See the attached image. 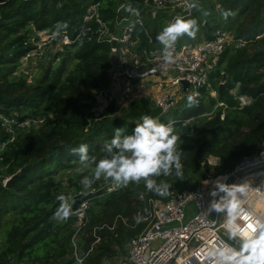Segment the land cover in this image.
I'll return each mask as SVG.
<instances>
[{
  "label": "trees",
  "instance_id": "16d2710c",
  "mask_svg": "<svg viewBox=\"0 0 264 264\" xmlns=\"http://www.w3.org/2000/svg\"><path fill=\"white\" fill-rule=\"evenodd\" d=\"M123 1L8 0L0 5V264H78L74 234H78V253L85 256L95 240L94 228L106 224L97 231L100 242L84 259V264H103L119 249L125 250L128 240L146 227L150 198L167 200L174 191L196 189L212 168L207 161L211 155L220 158L217 168L223 173L263 147L264 0H193L199 7L192 18L206 31V38L223 27L235 41L211 74L217 97L206 91L191 107L188 96L178 109L165 114L149 97L137 98L120 112L115 101L104 106L102 93L111 84L115 56L113 46L93 33L66 46L51 62L39 64L36 73L18 71L20 59L29 50L26 41L35 30L45 31L61 23L75 37L92 2H100L101 18L113 27ZM140 4V0H130V6ZM217 4L218 9L232 13L227 20ZM138 31L142 33L143 28ZM220 81L225 82L222 91ZM237 82H241V92L254 97L243 109L236 107L230 93ZM219 101L229 107L217 106ZM146 114L171 122L178 137L182 176L173 170L170 176L155 177L158 183L170 185L169 194L149 191L143 182L130 183L90 200L85 231H80L74 212L67 220L55 219L60 205L57 196L85 191L83 174H68V185L58 178L62 171L84 167L73 149L86 144L90 158L99 161L109 155L104 145L111 141L114 129L126 128L131 133ZM3 117L41 122L9 128ZM93 167H87L88 177ZM17 172L14 185L7 188L6 179ZM117 216L115 228L107 227Z\"/></svg>",
  "mask_w": 264,
  "mask_h": 264
},
{
  "label": "built area",
  "instance_id": "2783aa9c",
  "mask_svg": "<svg viewBox=\"0 0 264 264\" xmlns=\"http://www.w3.org/2000/svg\"><path fill=\"white\" fill-rule=\"evenodd\" d=\"M140 1V5L131 6L139 11L140 15L137 17L127 10L130 0H124L117 8L120 10L117 11L113 27L101 18L100 2H92L86 8L83 27L77 31L75 37H72L61 23H56L45 31L35 30L26 41L29 50L20 59V66L24 63H28L29 66L34 61L48 63L59 52L64 51L66 46L93 33L97 35L99 41L108 42L112 46L116 39V46L112 47L115 62L111 70V84L102 93V97L105 98L104 106L115 101L117 109H124L138 97H149L161 109V113L165 114L178 109L184 98L189 95L202 98L204 92L208 91L217 97L218 92L211 88V74L218 66L226 48L235 41L234 36L223 27H217L213 30L211 38L203 36L199 42L176 43L173 60L168 62L163 56V46L147 28L146 19H165L166 25L177 16L190 19L195 8H190L189 4L194 2ZM138 28H143L142 33ZM162 30L163 28L159 32ZM144 40L147 41L146 44L143 43ZM183 80L189 82L187 92L183 88ZM224 83L220 81V85ZM133 93L138 97L132 98ZM230 93L238 109H243L254 102L252 95L241 92V82H237ZM217 106H222L224 110L229 107L224 101H219ZM3 120L9 128L14 124L30 126L41 122V119L18 122L15 117H3ZM207 161L212 167H218L220 164V158L214 155L209 156ZM263 170L264 141L262 149L244 156L231 171L223 173L219 172V169L215 173L209 171L196 189L174 191L167 200L150 198V211L144 218L147 222L146 227L128 240L126 254L118 264H212V259L208 257L210 248L225 239L220 218L216 213L209 215L207 212L213 199L210 193L214 182L218 178L226 177L225 182L229 184L243 183L246 177ZM250 185L249 192L244 198V214L249 218L264 219V191L257 194V189L264 187V181L259 183L250 181ZM123 187L125 186L116 187L111 181L100 179L91 189L71 193L68 197L73 201L81 192L104 189L106 193H112ZM192 203L196 207V212L187 218L188 207ZM89 208L90 200H86L73 211L77 215L78 225L81 226L80 231H85L89 223L87 213ZM119 217L117 216L113 225L107 227L114 229ZM104 226L106 224L94 228L95 240L87 254L100 242L101 235L97 231ZM77 236L75 233L72 238L75 258L78 264H84L87 254L79 255ZM158 239L162 240V243L155 248L153 242Z\"/></svg>",
  "mask_w": 264,
  "mask_h": 264
},
{
  "label": "clouds",
  "instance_id": "9594fccd",
  "mask_svg": "<svg viewBox=\"0 0 264 264\" xmlns=\"http://www.w3.org/2000/svg\"><path fill=\"white\" fill-rule=\"evenodd\" d=\"M189 7L199 6L191 3ZM127 10L137 17L140 15L131 6ZM218 11L225 20L232 14L229 10ZM204 15L208 13L205 11ZM198 30L196 19L175 17L156 37L163 46L164 59L171 62L177 41L184 36L194 39ZM187 100L190 107L198 103L192 95ZM177 140L171 122L164 123L146 114L131 133L126 128L114 129L111 141L104 145L109 155L99 161L95 157L90 158L86 144L73 149L79 155L82 166L94 165L91 177H85L81 184L84 190H89L100 179L111 181L116 187L143 182L147 190L166 196L170 185L164 181L158 183L155 177L170 176L173 170L177 176H182L183 165ZM226 179L218 178L214 182L210 193L213 199L207 208L209 215L216 213L220 218L225 239L212 245L208 257L212 259V264H264V219L249 218L243 209L250 182L229 184L225 182ZM57 199L60 205L54 218L67 220L73 215L71 199L63 194L57 196Z\"/></svg>",
  "mask_w": 264,
  "mask_h": 264
},
{
  "label": "rangeland",
  "instance_id": "374dc122",
  "mask_svg": "<svg viewBox=\"0 0 264 264\" xmlns=\"http://www.w3.org/2000/svg\"><path fill=\"white\" fill-rule=\"evenodd\" d=\"M216 8L218 10V8H220V4H217ZM208 12H210V11H208ZM190 19H193V18H190ZM216 20H218V18L215 19V20H212L213 25L216 23ZM146 26L150 30L151 35L156 39L159 31L166 26V21H165V19L153 20V19L147 18L146 19ZM198 29L199 30H198V32L196 34V37L194 39L193 38H189L187 36H184V37L180 38L177 41V43L199 42L200 40L203 39V35H205L206 31L203 28H201L199 25H198ZM231 35L233 36L232 33H231ZM51 60H53V59H51ZM51 60L49 62H51ZM41 62H43V61H34V62H31V64H29V66H28V63H24V65L19 67L18 71L24 70L26 73H28V72L36 73L37 72V68L39 67V64H41ZM42 64L45 65L46 62L42 63ZM148 87H150V86H148ZM133 95H134V93H133ZM137 97H138L137 95H134L132 98H137ZM138 98H140V97H138ZM135 100L136 99H134L133 101H135ZM131 103L129 104V106L131 105ZM129 106L127 108H129ZM127 108H124V109H127ZM124 109H118L119 111H117V112H120V111H122ZM85 171L87 172V167H82V168L72 167L71 169L67 170V173L62 171L58 175V178L59 179L63 178L65 180V185H68V181H67V175L68 174H70L72 172H75L74 173L75 177H78V176H80V174H83V177H82V180H83L85 177H88V175L85 173ZM210 172H214V173L218 172V168L217 167H212ZM262 181H264V176H262V174H261L259 176H255V179H254L253 182L254 183H259V182H262ZM260 191H261V193H262V191H264L263 187H259V189H257V194H260L259 193ZM188 211H189V214H188L187 218H190L196 212V207H195V205L193 203L189 205ZM160 243H162V240H160V239L155 240L153 242V246L155 248H157ZM125 254H126V248H125V250L124 249H119L118 253H117V255L115 257L107 259L103 264H118V261L121 260L122 258H124Z\"/></svg>",
  "mask_w": 264,
  "mask_h": 264
},
{
  "label": "water",
  "instance_id": "95a60500",
  "mask_svg": "<svg viewBox=\"0 0 264 264\" xmlns=\"http://www.w3.org/2000/svg\"><path fill=\"white\" fill-rule=\"evenodd\" d=\"M8 0H0V5L7 2ZM206 24H208V22H206ZM113 46H116V39H114L113 41ZM183 88L185 90V92H187V88L189 86V82L187 80H183ZM223 89V84L220 85V91H222ZM19 172L13 174L12 176H10L8 179H6L5 181V186L7 188H11L14 185V182L16 180V178L18 177ZM106 193V191L104 189H99L95 192H81L79 194H77L72 202V209L73 211H76L79 208V205L86 201V200H91L97 196L100 195H104Z\"/></svg>",
  "mask_w": 264,
  "mask_h": 264
},
{
  "label": "bare ground",
  "instance_id": "6f19581e",
  "mask_svg": "<svg viewBox=\"0 0 264 264\" xmlns=\"http://www.w3.org/2000/svg\"><path fill=\"white\" fill-rule=\"evenodd\" d=\"M261 174H262V176H264V170L262 172L255 173L254 175H252L250 177H246L245 180H244V182L254 181L255 176H259ZM261 187H263V186H261ZM263 189H264V187H263ZM259 193H261V191Z\"/></svg>",
  "mask_w": 264,
  "mask_h": 264
},
{
  "label": "crops",
  "instance_id": "0c3cea01",
  "mask_svg": "<svg viewBox=\"0 0 264 264\" xmlns=\"http://www.w3.org/2000/svg\"><path fill=\"white\" fill-rule=\"evenodd\" d=\"M204 36V35H203Z\"/></svg>",
  "mask_w": 264,
  "mask_h": 264
}]
</instances>
